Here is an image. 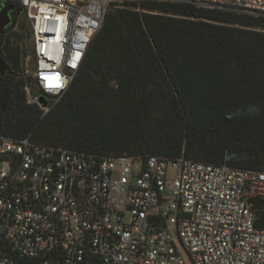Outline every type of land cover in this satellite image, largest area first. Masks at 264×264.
I'll list each match as a JSON object with an SVG mask.
<instances>
[{"label":"built area","instance_id":"2783aa9c","mask_svg":"<svg viewBox=\"0 0 264 264\" xmlns=\"http://www.w3.org/2000/svg\"><path fill=\"white\" fill-rule=\"evenodd\" d=\"M17 2L35 56L23 90L43 116L113 10L189 4L264 18V0ZM185 257L264 264V171L184 156L103 157L0 136V264H187Z\"/></svg>","mask_w":264,"mask_h":264},{"label":"trees","instance_id":"16d2710c","mask_svg":"<svg viewBox=\"0 0 264 264\" xmlns=\"http://www.w3.org/2000/svg\"><path fill=\"white\" fill-rule=\"evenodd\" d=\"M7 2L15 11L0 39V136L264 171V18L189 4L113 10L43 116L23 90L26 53L7 37L22 8Z\"/></svg>","mask_w":264,"mask_h":264},{"label":"rangeland","instance_id":"374dc122","mask_svg":"<svg viewBox=\"0 0 264 264\" xmlns=\"http://www.w3.org/2000/svg\"><path fill=\"white\" fill-rule=\"evenodd\" d=\"M17 1V0H16ZM23 27V28H22ZM31 25L25 15L21 12L18 17L17 24L11 28L8 33L7 37L10 38V43L12 46L16 47L20 45L22 49H24L26 53V58L24 61V77L29 78V73L33 71L35 68V56L33 52V46L31 41ZM19 36H22V40L18 41ZM27 83V82H26ZM185 261L187 264H191L189 260L185 257Z\"/></svg>","mask_w":264,"mask_h":264},{"label":"water","instance_id":"95a60500","mask_svg":"<svg viewBox=\"0 0 264 264\" xmlns=\"http://www.w3.org/2000/svg\"><path fill=\"white\" fill-rule=\"evenodd\" d=\"M14 10L15 6L13 4L0 0V39L12 23L11 13ZM7 71L8 68L0 57V74L5 76Z\"/></svg>","mask_w":264,"mask_h":264},{"label":"snow or ice","instance_id":"6c2138e0","mask_svg":"<svg viewBox=\"0 0 264 264\" xmlns=\"http://www.w3.org/2000/svg\"><path fill=\"white\" fill-rule=\"evenodd\" d=\"M46 79H51V78L46 77ZM55 86L59 87L60 85L57 83Z\"/></svg>","mask_w":264,"mask_h":264},{"label":"flooded vegetation","instance_id":"af4514ba","mask_svg":"<svg viewBox=\"0 0 264 264\" xmlns=\"http://www.w3.org/2000/svg\"><path fill=\"white\" fill-rule=\"evenodd\" d=\"M3 1H5V2H6L7 0H3ZM14 11H15V10H14ZM14 11L11 13V15L14 13Z\"/></svg>","mask_w":264,"mask_h":264}]
</instances>
